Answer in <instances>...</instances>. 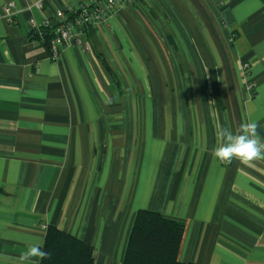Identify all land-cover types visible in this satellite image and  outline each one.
Wrapping results in <instances>:
<instances>
[{
  "label": "crops",
  "instance_id": "crops-1",
  "mask_svg": "<svg viewBox=\"0 0 264 264\" xmlns=\"http://www.w3.org/2000/svg\"><path fill=\"white\" fill-rule=\"evenodd\" d=\"M6 1L0 264H20L46 225L121 264L138 209L184 223L181 262L264 264V159L212 155L222 128L254 121L264 140V0H131L57 61L28 20L80 0H11L13 23Z\"/></svg>",
  "mask_w": 264,
  "mask_h": 264
},
{
  "label": "trees",
  "instance_id": "trees-1",
  "mask_svg": "<svg viewBox=\"0 0 264 264\" xmlns=\"http://www.w3.org/2000/svg\"><path fill=\"white\" fill-rule=\"evenodd\" d=\"M44 43L50 32H44ZM184 223L148 209H138L121 264H194L177 258ZM44 251L39 264H94L93 247L53 225L45 226Z\"/></svg>",
  "mask_w": 264,
  "mask_h": 264
},
{
  "label": "built area",
  "instance_id": "built-area-1",
  "mask_svg": "<svg viewBox=\"0 0 264 264\" xmlns=\"http://www.w3.org/2000/svg\"><path fill=\"white\" fill-rule=\"evenodd\" d=\"M130 2L131 0H80L77 10H58L54 17L45 18L40 23L30 18L28 25L31 39L45 45L52 61H57L61 51L71 45L89 51L90 44L85 39L86 29L100 24ZM34 5L36 8L42 6L40 0H35ZM2 10L9 23L15 22L17 11L13 1H6ZM45 31L50 32L46 43ZM242 70L243 73L248 71V63H243Z\"/></svg>",
  "mask_w": 264,
  "mask_h": 264
},
{
  "label": "clouds",
  "instance_id": "clouds-1",
  "mask_svg": "<svg viewBox=\"0 0 264 264\" xmlns=\"http://www.w3.org/2000/svg\"><path fill=\"white\" fill-rule=\"evenodd\" d=\"M258 124L254 121L241 123L234 133L230 128H222L217 133L220 143L212 155L220 162H231L234 158L244 164L264 159V140L258 135ZM44 241L28 243L27 250L19 257L20 264L33 258L41 260L48 256L43 250Z\"/></svg>",
  "mask_w": 264,
  "mask_h": 264
}]
</instances>
